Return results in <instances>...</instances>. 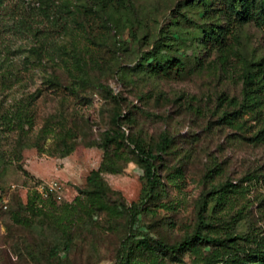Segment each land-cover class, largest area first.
Wrapping results in <instances>:
<instances>
[{"label": "rangeland", "instance_id": "obj_1", "mask_svg": "<svg viewBox=\"0 0 264 264\" xmlns=\"http://www.w3.org/2000/svg\"><path fill=\"white\" fill-rule=\"evenodd\" d=\"M112 3L120 14L26 0L32 30L0 29V264H119L135 231L154 252L132 247L133 264L248 263L264 252V73L248 101L242 77L264 58V29L236 26L220 0ZM165 42L164 71L142 66ZM175 60L180 70L167 69ZM81 72L90 84L79 99L51 89ZM117 117L125 139L105 151ZM133 142L159 156L150 193ZM99 168L104 194L87 196ZM42 182L59 184L62 199L42 197ZM201 218L202 235L233 238L227 249H153L190 238Z\"/></svg>", "mask_w": 264, "mask_h": 264}, {"label": "trees", "instance_id": "obj_2", "mask_svg": "<svg viewBox=\"0 0 264 264\" xmlns=\"http://www.w3.org/2000/svg\"><path fill=\"white\" fill-rule=\"evenodd\" d=\"M81 2L80 8L82 11H89L93 10L95 12H106L110 9L116 11V13L120 14V9L117 5L112 6V0H77ZM84 1V2H83ZM212 3L215 0H210ZM223 1V5L225 6V12L229 14V17L232 19L233 23L236 26H241L246 23H252L256 28L264 29V0H220ZM26 0H0V29L1 27H7L9 22H12V26H8L9 29L21 28L25 31H31L32 26L35 22L26 21L24 18L25 11L23 10V5L25 4ZM67 8V6H63ZM95 9V10H94ZM124 21H128V11L122 14ZM115 19L119 20L115 16ZM118 24V22L115 21ZM207 37L209 39H213L217 41V38H212L213 35H216V31L211 30L207 33ZM219 35V34H218ZM217 35V36H218ZM219 37V36H218ZM223 37L220 35V38ZM168 42V40H166ZM222 41V40H220ZM165 42L162 44V49H158L155 54L148 55L143 58L142 66L149 67L153 64L159 68V72L164 71L162 62L166 61V48H170L172 45ZM167 69L170 67H174L177 71L180 70L181 63L177 60L167 62ZM255 73H264V58L260 60L258 64H249L243 74V83H244V90H243V99L244 101H248L250 95L253 94L251 91V87L253 86L254 82V74ZM264 76V75H263ZM72 83L69 86H63L59 83L56 79L51 80L49 83L51 85V89L57 90L63 93H66L69 97H74L75 99H79V93L84 91L90 84L88 76L85 73L81 74H70ZM118 118L113 120V125L116 126V129H112L109 132L103 135L104 145L100 146L103 150H107L108 147L113 144L114 142L118 141L119 138L125 139L124 134L120 132V126L118 122ZM19 125L22 128L23 117L20 116L19 118ZM61 128L63 129V125L60 124ZM121 133V134H120ZM259 136L264 139V130L259 133ZM131 142V141H130ZM132 143V142H131ZM61 145L66 147V140L63 139L61 141ZM135 147V152L138 157V163L143 170L146 186L149 188V193L156 189L158 183V179L154 173V164L153 162L159 158L158 155L149 154L145 150H143L140 146L133 142ZM168 147V141L163 140L158 148V150L162 153L166 151ZM66 156V154H64ZM100 169L92 171L86 178V185L88 190L86 189L83 193L87 196H102L104 194L102 183L100 180ZM110 168H107L106 171H111ZM91 189V190H90ZM132 210V209H131ZM129 214L131 211H128ZM138 213H133L131 217H135ZM137 219V218H136ZM133 222H130V228L133 229ZM198 229L194 232V234L190 238H185L179 245L174 247H166L161 242H156L155 247L153 248L157 252L162 253H177V252H186L192 249L193 247L199 245L204 247H214L217 249H227L228 243L233 239L232 237H212L208 235H202L200 232L201 228L204 227L202 218L198 222ZM133 231V230H132ZM138 234H128L125 238V241L122 243V253L119 257V264H133L134 255L131 256V248L134 247L137 249H143V252L150 251L151 253L154 252L151 249V246L147 244V242H153L154 240L148 239V234L142 231H135ZM147 238V240H146ZM67 244L69 238H67ZM59 246H54L50 252L52 255H57L59 253ZM149 248V249H148ZM129 249V250H128ZM145 249V250H144ZM128 250V251H127ZM63 251L66 253L68 251V246H63ZM262 251H258L257 254L251 256V260L247 263L244 262L243 264H264V257H262ZM233 260V259H232ZM231 262H235L232 261ZM228 262V261H227ZM227 262H222L223 264H227Z\"/></svg>", "mask_w": 264, "mask_h": 264}, {"label": "built area", "instance_id": "obj_3", "mask_svg": "<svg viewBox=\"0 0 264 264\" xmlns=\"http://www.w3.org/2000/svg\"><path fill=\"white\" fill-rule=\"evenodd\" d=\"M36 190L44 198H48L49 196H56L58 200L62 199L61 186H59V184L55 182H42L36 187Z\"/></svg>", "mask_w": 264, "mask_h": 264}]
</instances>
